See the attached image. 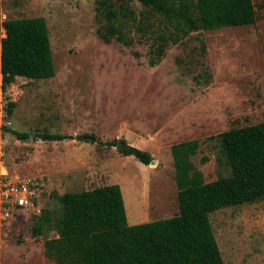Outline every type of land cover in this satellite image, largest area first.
I'll use <instances>...</instances> for the list:
<instances>
[{"label":"rangeland","instance_id":"obj_1","mask_svg":"<svg viewBox=\"0 0 264 264\" xmlns=\"http://www.w3.org/2000/svg\"><path fill=\"white\" fill-rule=\"evenodd\" d=\"M95 2L0 0L1 22L45 20L55 70L45 80L18 77L5 92L0 71V175L42 178L40 211L50 215L37 236L32 224L39 214L0 224V264H54L44 242L57 237L56 196L66 192L117 184L140 223L173 217L171 145L199 140L190 161L211 182L229 170L219 142L206 138L264 121V0H253V25L191 33L155 66L148 63L153 40L134 28L130 46L98 36ZM129 5L148 13L138 0ZM9 101L16 103L10 116ZM7 129L31 137L18 140ZM41 133L66 138L34 137ZM114 141L149 152L155 164L107 145ZM209 219L225 264H264V198L219 209Z\"/></svg>","mask_w":264,"mask_h":264},{"label":"trees","instance_id":"obj_2","mask_svg":"<svg viewBox=\"0 0 264 264\" xmlns=\"http://www.w3.org/2000/svg\"><path fill=\"white\" fill-rule=\"evenodd\" d=\"M131 0H96L97 34L105 42L115 40L130 46L136 30L153 40L148 63L157 65L166 49L182 42L191 33L227 27L253 25V0H138L147 14H136ZM1 90L16 78L45 80L54 77L49 34L41 17L1 22ZM16 103L9 101L10 116ZM18 140L28 133L7 129ZM44 141L66 137L35 134ZM89 138L94 140V136ZM220 144V160L228 168L225 177L205 182L191 163L199 140L171 145L178 213L170 218L128 225L126 210L117 184L103 185L78 193L56 196L60 214L57 237L44 242V255L54 264H225L219 250L209 214L219 209L264 198V121L231 128L206 138ZM109 142L107 145H116ZM144 165L152 160L149 152L133 146L118 149ZM203 162L207 159L203 158ZM50 222L49 211L41 210L32 224V234L40 235Z\"/></svg>","mask_w":264,"mask_h":264},{"label":"built area","instance_id":"obj_3","mask_svg":"<svg viewBox=\"0 0 264 264\" xmlns=\"http://www.w3.org/2000/svg\"><path fill=\"white\" fill-rule=\"evenodd\" d=\"M42 178L0 175V224L40 214Z\"/></svg>","mask_w":264,"mask_h":264},{"label":"crops","instance_id":"obj_4","mask_svg":"<svg viewBox=\"0 0 264 264\" xmlns=\"http://www.w3.org/2000/svg\"><path fill=\"white\" fill-rule=\"evenodd\" d=\"M123 201H124V207H125V210H126V213H127V218H130V220L128 219V225H137V223H140V215H139V213L132 209L129 201L128 202L125 201L124 198H123ZM128 211L132 212L131 216L128 215Z\"/></svg>","mask_w":264,"mask_h":264},{"label":"water","instance_id":"obj_5","mask_svg":"<svg viewBox=\"0 0 264 264\" xmlns=\"http://www.w3.org/2000/svg\"><path fill=\"white\" fill-rule=\"evenodd\" d=\"M115 146H116L117 149H120V148H122V147H127V146H129V145H127V144L124 143V142H117V144H116ZM149 164H150V165H154V164H155V161L151 160ZM122 197H123V195H122Z\"/></svg>","mask_w":264,"mask_h":264}]
</instances>
